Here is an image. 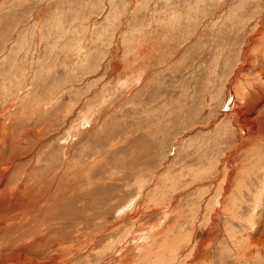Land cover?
<instances>
[{"label": "rangeland", "instance_id": "374dc122", "mask_svg": "<svg viewBox=\"0 0 264 264\" xmlns=\"http://www.w3.org/2000/svg\"><path fill=\"white\" fill-rule=\"evenodd\" d=\"M0 175V264H264V0H0Z\"/></svg>", "mask_w": 264, "mask_h": 264}, {"label": "bare ground", "instance_id": "6f19581e", "mask_svg": "<svg viewBox=\"0 0 264 264\" xmlns=\"http://www.w3.org/2000/svg\"><path fill=\"white\" fill-rule=\"evenodd\" d=\"M242 23H244V22H242ZM257 26H259V25H257ZM263 26V25H262ZM233 27V26H232ZM243 27V26H242ZM236 31V30H235ZM240 30H238V32H239ZM257 38V37H256ZM218 43V42H217ZM254 44V43H253ZM250 49H251V47H250ZM238 89V88H237ZM239 90H241V89H239ZM237 92H239V91H237ZM240 93V92H239ZM238 93V94H239ZM243 96H244V93H243ZM237 98V97H236ZM245 116V115H244ZM247 116V115H246ZM248 120V119H247ZM237 123V122H236ZM5 171H9V169H5ZM2 172V171H1ZM1 176V175H0ZM61 190V189H60ZM60 190H59V192H60ZM58 197H59V195H58ZM46 200H47V198H46ZM48 202V201H47ZM45 204H46V202H45ZM11 205V204H10ZM48 207V206H47ZM4 211V210H3ZM3 211L2 212H0V213H3ZM48 211V210H47ZM50 211V210H49ZM49 214V213H48ZM47 215V214H46ZM1 216V215H0ZM43 223V222H42ZM8 224V223H7ZM3 225V224H2ZM9 227V226H8ZM10 228V227H9ZM12 230H13V228H11ZM45 229H47V228H45ZM7 228H4V231H2L1 229H0V234L2 235V236H5V235H7ZM45 232H47L46 230H44ZM44 232V233H45ZM48 233V232H47ZM62 241V240H61ZM55 243H57V242H55ZM58 244H60V243H58ZM52 245H54L53 243H52ZM55 247V246H54ZM57 248H58V250H57ZM63 247H62V245H58V246H56L55 247V249H53L54 250V252L56 253V257L54 256V258H52L51 260L53 261V262H55L54 260H56L57 262L65 255H63V253H64V251H63ZM78 250V249H77ZM52 251V250H51ZM70 252V251H69ZM76 252V251H75ZM79 253V252H78ZM55 255V254H54Z\"/></svg>", "mask_w": 264, "mask_h": 264}]
</instances>
